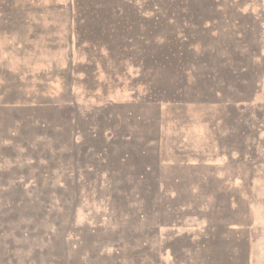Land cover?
I'll return each mask as SVG.
<instances>
[{"label":"rangeland","instance_id":"1","mask_svg":"<svg viewBox=\"0 0 264 264\" xmlns=\"http://www.w3.org/2000/svg\"><path fill=\"white\" fill-rule=\"evenodd\" d=\"M120 1L0 0V264H264V0Z\"/></svg>","mask_w":264,"mask_h":264},{"label":"trees","instance_id":"2","mask_svg":"<svg viewBox=\"0 0 264 264\" xmlns=\"http://www.w3.org/2000/svg\"><path fill=\"white\" fill-rule=\"evenodd\" d=\"M120 1V0H119ZM122 2H129L130 5L134 7V9L129 8L125 4H121L120 6H117L115 11L113 12L115 15H119L122 17H127L129 14L135 16V17H150L154 12L158 11L159 14H161V18L164 19L168 23H172V25H176L179 20H185L188 19V17L191 15V8H190V2L192 0H168L165 4V8L157 7V9L144 10L143 6L140 5L141 0H121ZM120 1V2H121ZM119 2V3H120ZM139 2V3H138ZM135 5V6H134ZM145 8V7H144ZM146 9V8H145ZM170 10H173L171 12ZM78 11V9H77ZM99 13V11H98ZM137 17V18H138ZM170 19V20H168ZM171 25L170 29L172 30L173 34H175L176 37L179 39L184 38V28H173ZM161 40V39H160ZM163 41V40H162ZM163 43H167V41H163Z\"/></svg>","mask_w":264,"mask_h":264}]
</instances>
